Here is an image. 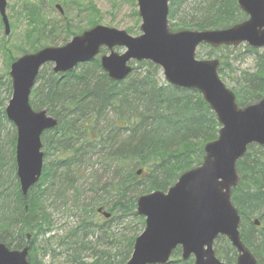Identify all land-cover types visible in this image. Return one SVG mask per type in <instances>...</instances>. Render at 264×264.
Instances as JSON below:
<instances>
[{
    "label": "trees",
    "instance_id": "trees-1",
    "mask_svg": "<svg viewBox=\"0 0 264 264\" xmlns=\"http://www.w3.org/2000/svg\"><path fill=\"white\" fill-rule=\"evenodd\" d=\"M86 1V5L89 3L88 6L96 12L91 1ZM188 2H194L195 6L178 16ZM25 10L27 18L37 19L35 7L29 9L26 6ZM168 18L175 21L171 23V29L179 31L225 29L242 22L246 16L240 11L237 0H170ZM61 21L50 24L37 19L35 24L27 25L24 37L30 50H22V55L41 49L36 45L42 40L74 35L70 23ZM226 49L209 47L207 53L209 58L215 55L214 58L222 62L220 77L228 67V57L217 53ZM244 49L256 58L254 70L243 73L238 88L233 90L239 107L256 103L264 97V53L259 54L246 46ZM14 60L10 59L11 63ZM137 70L140 72L135 73ZM160 72L158 66L141 62L125 80L113 82L97 60L63 75H55L50 65L40 70L30 102L34 109L45 108L58 120V127L51 134H44L42 140L46 148L59 158L44 166L39 183L23 198L16 174L14 188L9 191L4 186L0 156V243L14 250L28 246L29 263L44 264L46 248H37L36 242L39 237L44 238L52 232L46 205L48 199H64L63 181L68 179L67 188L74 187L73 177H68L67 173L87 163L97 153V163L109 177L102 175L103 184L95 180L91 204L77 201L81 216L79 225L69 232L67 240L60 239V246L71 253L64 264H81L79 255L90 251V264L127 262L136 237H130L128 233L116 234L114 221L119 225L129 219L127 229L134 225L143 226L144 219L135 212L137 198L154 191L165 192L180 174L200 165L204 145L215 140L219 130L213 112L199 92L174 88L164 80L161 83ZM8 85L11 86L10 80ZM110 114L114 119L108 127L96 131L95 124ZM15 143L16 133L13 148ZM13 168L16 169L15 162ZM62 168L67 171L61 176L58 171ZM139 170L140 175L137 174ZM237 171L240 180L232 192V201L241 215L240 237L258 264H264V224L255 227L251 221L255 215L264 220V150L249 146L237 164ZM73 197L75 202L78 196ZM110 200L112 204L107 208ZM98 208H107L111 214L102 225L93 219ZM95 231L103 242L102 247L89 240ZM51 239L49 237L48 241ZM214 250L225 264H235L236 253L225 238L216 239ZM180 254L177 248L169 264H193L192 259L182 261Z\"/></svg>",
    "mask_w": 264,
    "mask_h": 264
},
{
    "label": "water",
    "instance_id": "water-1",
    "mask_svg": "<svg viewBox=\"0 0 264 264\" xmlns=\"http://www.w3.org/2000/svg\"><path fill=\"white\" fill-rule=\"evenodd\" d=\"M134 1L141 19L139 36L97 25L62 46L44 47L10 65L12 95L5 115L16 130L15 163L21 196L26 198L41 177L42 134L58 126L46 109L31 107L30 95L39 71L52 64L55 75L69 73L97 59L101 48H106L109 54L98 60L111 81L125 80L133 71L130 63L149 62L161 69L170 86L199 92L220 127L216 139L203 147L199 166L183 172L166 192L154 191L137 198L136 214L144 218V229L125 264H169L176 248L181 249L182 261L192 258L194 264H224L213 249L218 237H225L236 251L235 264H258L241 240V216L232 192L240 180L237 163L248 147L264 149V97L239 107L235 94L218 74L222 62L198 60L196 53L201 46L218 49L244 44L251 50L264 49V0H237L247 18L228 28L177 32L169 25V0ZM6 7V0H0V19L8 35ZM56 9L62 13L59 5ZM115 48L124 52L119 54ZM97 212L110 217L101 209ZM27 256L28 247L10 250L0 243V264H29Z\"/></svg>",
    "mask_w": 264,
    "mask_h": 264
},
{
    "label": "rangeland",
    "instance_id": "rangeland-1",
    "mask_svg": "<svg viewBox=\"0 0 264 264\" xmlns=\"http://www.w3.org/2000/svg\"><path fill=\"white\" fill-rule=\"evenodd\" d=\"M77 0H68L67 3L64 0H6V16L9 22L10 31L8 35L4 33V27L0 21V156L2 157V178L4 186L11 191L14 187L16 169L14 170L13 164L15 162V148L12 146L13 137L15 134V128L11 122H9L5 115L4 109L10 99L11 86L8 85V73L11 61L10 59H17L21 57L22 50L29 51L30 44L25 41V32L27 31V25L31 22H36L37 19L48 23H70L74 35L66 37H52L53 40H42L36 48L41 47H59L64 45L70 39L80 34L82 31L88 30L96 25H101L108 28L117 30H123L127 32L131 37H137L141 34L139 30L140 18L137 15L138 7L133 0H90L93 6L96 8V12L92 7H89V3H78ZM59 5L63 8L64 14L61 16L55 10V6ZM31 9L36 8L38 13L37 19L27 18L25 7ZM195 6L194 2H188L180 11L178 16L183 15V12H188ZM197 7V6H196ZM36 10V12H37ZM169 19V18H168ZM175 21H170V24ZM95 24V25H94ZM244 44L236 48H228L221 50L217 55L228 57V67L226 68L224 75L221 76L223 83L230 90H236L238 88V81L245 72H252L254 70L256 56L244 49ZM104 53L108 54V50L103 48ZM115 52L121 54L124 52L123 48H116ZM209 47L203 46L197 49L196 58L199 60L214 59L215 55L210 58L207 56ZM259 54L264 53V49L258 50ZM99 58V57H98ZM133 67L137 66V63H132ZM52 68V65H50ZM140 70L135 71V73ZM160 82H163L162 72L159 74ZM32 98V97H31ZM114 119V115L110 114L104 120L95 124L96 131L103 130L108 127V124ZM52 132H50L51 134ZM122 133V132H121ZM46 134V133H45ZM49 135V134H48ZM46 136V135H45ZM125 136H122L124 138ZM43 138V137H42ZM43 142V169L44 166H49L52 162H55L59 157L52 151L48 150ZM254 150L259 149L258 146H253ZM261 149V148H260ZM98 154L92 155L87 163L82 164L78 168H73L67 173V176L73 177V188H67L69 182L68 179L63 181L66 193L64 199L50 198L47 202L48 213L52 222V232L43 237H39L36 244L41 249L46 248L47 256L43 259L44 264H64L67 257L70 256V252H66L65 248L60 246V239L67 240V235L70 231L74 230L80 222L81 216H79V209L77 207V201L79 203L91 204L92 203V186L93 183L103 184L102 175L105 174V178H108V174L101 169V166L97 163ZM62 158V157H61ZM139 169V168H138ZM137 169V170H138ZM67 170L60 169L58 174L61 176L66 173ZM99 186V184H98ZM78 196L77 200L73 201V196ZM115 201V198L112 199ZM111 200L108 201V206L111 205ZM106 208V211H107ZM88 210L90 209L87 208ZM254 218H258L255 215ZM94 221L99 222L100 225L104 223V219L97 214L93 215ZM259 219V218H258ZM114 220L117 218L114 216ZM128 221H130L128 219ZM127 221V222H128ZM261 224H264V220L259 219ZM126 221L119 225L113 223L114 232L128 233L130 237H137L143 231L144 225H134L131 229H127ZM112 224H110L111 226ZM52 238L48 241V238ZM30 240V239H29ZM27 240V241H29ZM89 240L94 244L102 247V240L99 239V233L94 232ZM66 247V246H64ZM101 249V248H100ZM39 256V255H38ZM80 256L81 264H90L92 262V251L89 253H82Z\"/></svg>",
    "mask_w": 264,
    "mask_h": 264
},
{
    "label": "flooded vegetation",
    "instance_id": "flooded-vegetation-1",
    "mask_svg": "<svg viewBox=\"0 0 264 264\" xmlns=\"http://www.w3.org/2000/svg\"><path fill=\"white\" fill-rule=\"evenodd\" d=\"M98 216L100 215V214H97ZM101 216V215H100Z\"/></svg>",
    "mask_w": 264,
    "mask_h": 264
}]
</instances>
